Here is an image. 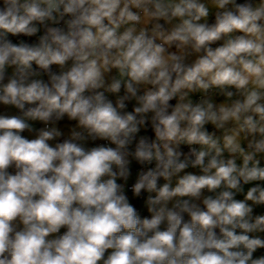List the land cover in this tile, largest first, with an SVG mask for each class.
I'll list each match as a JSON object with an SVG mask.
<instances>
[{
	"label": "clouds",
	"instance_id": "9594fccd",
	"mask_svg": "<svg viewBox=\"0 0 264 264\" xmlns=\"http://www.w3.org/2000/svg\"><path fill=\"white\" fill-rule=\"evenodd\" d=\"M0 264H264V0H0Z\"/></svg>",
	"mask_w": 264,
	"mask_h": 264
}]
</instances>
